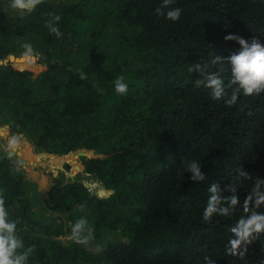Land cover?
Here are the masks:
<instances>
[{"label":"trees","instance_id":"trees-1","mask_svg":"<svg viewBox=\"0 0 264 264\" xmlns=\"http://www.w3.org/2000/svg\"><path fill=\"white\" fill-rule=\"evenodd\" d=\"M10 2L0 0V126L29 142L19 150L25 165L45 156L75 172L57 173L41 193L0 148V195L25 248L35 246L28 264H205V256L264 264V234L244 259L226 253L242 207L202 218L211 183L222 200L234 185L242 206L264 179V93L241 91L228 107L188 71L197 63L222 68L227 85L226 59L240 45L224 37L264 45V0H174L178 22L156 15L162 0H44L30 14ZM55 15L59 39L46 26ZM26 43L36 59L20 58ZM214 56L225 62L212 65ZM118 76L126 95L115 91ZM23 142L10 140V152ZM80 149L87 155L58 157ZM189 160L201 164L204 180L190 179ZM239 169L252 179H240ZM81 217L94 240L63 243Z\"/></svg>","mask_w":264,"mask_h":264},{"label":"clouds","instance_id":"clouds-1","mask_svg":"<svg viewBox=\"0 0 264 264\" xmlns=\"http://www.w3.org/2000/svg\"><path fill=\"white\" fill-rule=\"evenodd\" d=\"M43 3L44 0H11L9 6L14 11L30 14ZM173 3L174 0H162V7L155 10L156 15L165 16L166 19L172 22H178L181 19L182 10L180 8H169ZM165 8L169 9L166 13L163 10ZM60 19L59 15H55L46 24L49 32L58 39L63 35L59 27L56 26ZM224 39L226 41H236L240 45L239 52L231 54L226 59L227 64L231 66V79L227 85L220 75L222 68L220 71H214L209 70L207 64L197 63L189 67L188 71L200 74L201 78L195 80L197 88L204 87L210 90L211 97L214 100L225 99L226 105L231 107L237 102L241 91L244 96H258L264 93V45L255 37L250 42L234 34L226 35ZM23 47L25 49L23 55L26 58L30 60L37 58L31 44L26 43ZM224 62L225 58L214 56L211 64L222 65ZM114 87L119 95H126L128 92V84L125 83L123 76L116 78ZM228 89L232 90L230 96ZM59 169H63V164ZM185 171L191 173L190 179L192 181L205 179L204 174L201 172V164L196 160L187 161ZM74 175L75 172H72L70 176ZM238 177L242 180L252 179V175L242 169L238 170ZM88 186L96 189L99 184H89ZM262 187H264V179L256 178L251 191L244 197L242 206L240 197L236 194L237 188L232 184L227 186V190L233 194L223 200L221 199L220 185L218 183H211L207 189L209 196L202 214L205 222L210 221L215 215L231 217L241 207L245 214L240 216L229 229L232 233V237L228 240L226 246V253L229 256L244 259L248 253L249 246L258 240L261 234H264V213L258 211L264 205ZM5 205V198L0 195V264H28L29 257L33 253L35 246L25 248L23 240L17 235V222L9 218V212ZM80 207L83 209L85 205H80ZM94 231L87 218L81 217L72 224L69 239L77 244L87 246L94 240ZM204 262L205 264H213V261L208 256L204 257Z\"/></svg>","mask_w":264,"mask_h":264},{"label":"rangeland","instance_id":"rangeland-1","mask_svg":"<svg viewBox=\"0 0 264 264\" xmlns=\"http://www.w3.org/2000/svg\"><path fill=\"white\" fill-rule=\"evenodd\" d=\"M36 56H38V55H36ZM24 57L25 56L22 55L20 58H24ZM0 133H1V136H0V148L5 153H8V152L11 151L10 148H9V145H8L10 140H16V141H20V142L24 141L20 146L17 147L18 151L22 147L27 145V143H29L22 136H20L18 134L12 135V134L9 133V131L3 129L1 126H0ZM13 156L16 157L12 153V157L11 158H14ZM67 156H58V157H63L64 158V157H67ZM48 159H51V158H46L45 156H43L42 161H44V162L40 161V162L34 163L33 165H25L24 168H23V173L25 174V176L28 177V178H31L32 180H34V182H36L35 184H36L37 190L39 192H41V193H45L48 190V188L52 184V179L55 176L58 175L57 173L63 172L66 176L72 175V171L71 170L65 171L64 169H62V170L59 169V164H60L62 159H53V160H48ZM45 160H47V161H45ZM18 164H20V162H18ZM61 166H60V168H61ZM41 177L44 179V182L39 181ZM86 184L89 185V183H86ZM97 189H99V187H97L96 190ZM70 235H71V232L69 234H67V235H64V236L60 237V239L62 240L63 243H67L68 241H70V239H69Z\"/></svg>","mask_w":264,"mask_h":264},{"label":"water","instance_id":"water-1","mask_svg":"<svg viewBox=\"0 0 264 264\" xmlns=\"http://www.w3.org/2000/svg\"><path fill=\"white\" fill-rule=\"evenodd\" d=\"M2 61H0V63H1ZM70 154H72V155H75V157H77V156H79V155H86V150H84L83 151V149H81V150H76V151H71V152H69V153H67V154H64V156H67V155H70ZM10 155L12 156V153H10ZM12 162H13V164H15V166H17L18 167V170L20 171V172H22L23 173V168H24V166H22L21 164H18L17 163V161L16 160H14V159H12ZM24 174V173H23ZM24 176H25V174H24ZM72 227V226H71ZM71 227L69 228V231L71 232ZM108 241V239H105V242H107Z\"/></svg>","mask_w":264,"mask_h":264},{"label":"bare ground","instance_id":"bare-ground-1","mask_svg":"<svg viewBox=\"0 0 264 264\" xmlns=\"http://www.w3.org/2000/svg\"><path fill=\"white\" fill-rule=\"evenodd\" d=\"M20 60H22V59H20ZM25 60H27V58L25 57ZM15 156H16V161H18V162H20V164L22 165V166H25V164L23 163V161L21 160V158H20V156H19V151L18 150H16V152H15ZM14 157V156H13ZM18 157V158H17Z\"/></svg>","mask_w":264,"mask_h":264},{"label":"crops","instance_id":"crops-1","mask_svg":"<svg viewBox=\"0 0 264 264\" xmlns=\"http://www.w3.org/2000/svg\"><path fill=\"white\" fill-rule=\"evenodd\" d=\"M10 153H11V152H8V155H9V156H11ZM11 157H12V156H11ZM13 159L16 160V157H14ZM17 163H18V161H17ZM27 178H28V177H27ZM29 179H31V178H29ZM33 181H34V180H33ZM34 183H36V182H34Z\"/></svg>","mask_w":264,"mask_h":264}]
</instances>
